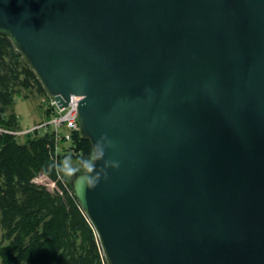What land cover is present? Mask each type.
Masks as SVG:
<instances>
[{"label": "water", "instance_id": "1", "mask_svg": "<svg viewBox=\"0 0 264 264\" xmlns=\"http://www.w3.org/2000/svg\"><path fill=\"white\" fill-rule=\"evenodd\" d=\"M0 34L81 98L109 264H264V0H0Z\"/></svg>", "mask_w": 264, "mask_h": 264}, {"label": "trees", "instance_id": "2", "mask_svg": "<svg viewBox=\"0 0 264 264\" xmlns=\"http://www.w3.org/2000/svg\"><path fill=\"white\" fill-rule=\"evenodd\" d=\"M24 90L43 96L42 124L56 114L24 55L0 34L1 264H109L65 169L73 161L77 172L85 171L92 143L81 130L71 131L69 140L50 126L22 133L14 105L28 97ZM40 175L54 188L36 181Z\"/></svg>", "mask_w": 264, "mask_h": 264}, {"label": "built area", "instance_id": "3", "mask_svg": "<svg viewBox=\"0 0 264 264\" xmlns=\"http://www.w3.org/2000/svg\"><path fill=\"white\" fill-rule=\"evenodd\" d=\"M80 97L72 96L71 100L69 102V105L65 108H59L55 99L52 98V96L49 95V98L47 99L48 103L56 109V114L47 122L38 124L37 126H34L32 129H27L24 132H29L36 128H42L43 126H50L52 127V130H54L57 134V136L60 138L64 135L66 140H69L71 138L70 132L75 130H81L80 125L78 122V102L80 101ZM45 100V99H44ZM61 132H64V134H61ZM36 181L41 182L49 187L50 184H52V188L55 186V182L51 181L48 177L45 175H40L38 178H36ZM50 181V182H48Z\"/></svg>", "mask_w": 264, "mask_h": 264}, {"label": "rangeland", "instance_id": "4", "mask_svg": "<svg viewBox=\"0 0 264 264\" xmlns=\"http://www.w3.org/2000/svg\"><path fill=\"white\" fill-rule=\"evenodd\" d=\"M17 49V48H16ZM18 50V49H17ZM31 90H24L23 92L29 94L27 98H17L16 103L14 105L15 112L19 116V122L21 129L27 130L32 129L34 126L42 123L45 120V115L43 112V104L42 99L43 96L37 95V93ZM77 167L76 163L73 161H69L65 164L66 169V176L69 179V170H72V167ZM50 182V181H48ZM52 184L49 185L52 188ZM2 232L0 226V233ZM1 243V237H0ZM0 264H1V257H0Z\"/></svg>", "mask_w": 264, "mask_h": 264}, {"label": "clouds", "instance_id": "5", "mask_svg": "<svg viewBox=\"0 0 264 264\" xmlns=\"http://www.w3.org/2000/svg\"><path fill=\"white\" fill-rule=\"evenodd\" d=\"M68 172L69 174H71L72 170H69ZM78 180H80L81 186L84 190L87 189L89 186H94L96 183L91 176H89L86 180L83 179V177H78Z\"/></svg>", "mask_w": 264, "mask_h": 264}]
</instances>
